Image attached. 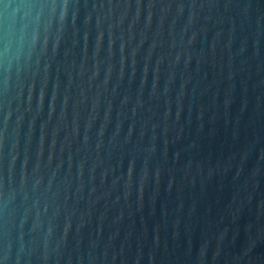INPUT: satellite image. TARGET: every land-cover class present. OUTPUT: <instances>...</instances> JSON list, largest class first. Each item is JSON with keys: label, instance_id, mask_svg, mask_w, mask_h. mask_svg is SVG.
<instances>
[{"label": "water", "instance_id": "1", "mask_svg": "<svg viewBox=\"0 0 264 264\" xmlns=\"http://www.w3.org/2000/svg\"><path fill=\"white\" fill-rule=\"evenodd\" d=\"M0 264H264V0H0Z\"/></svg>", "mask_w": 264, "mask_h": 264}]
</instances>
